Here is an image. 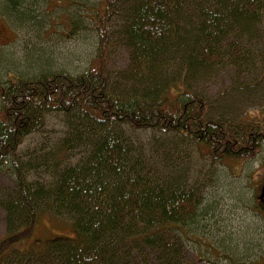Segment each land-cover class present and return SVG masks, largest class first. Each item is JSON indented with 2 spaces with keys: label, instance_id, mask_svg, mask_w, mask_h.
Listing matches in <instances>:
<instances>
[{
  "label": "trees",
  "instance_id": "16d2710c",
  "mask_svg": "<svg viewBox=\"0 0 264 264\" xmlns=\"http://www.w3.org/2000/svg\"><path fill=\"white\" fill-rule=\"evenodd\" d=\"M83 5L89 7L96 35L86 70H53L42 60L35 74H9L0 85V167L10 166L14 180L12 190L0 191L6 221L0 264H183L172 234L184 235L196 223L197 197L150 175L112 128L125 124L178 132L215 159L248 160L263 153L264 160V119L233 123L210 117L211 104L189 82L226 59L238 74L252 72L258 64L252 50L264 22V0H98ZM31 9L28 0H0V14L14 24L32 20ZM120 13L132 86L118 94L110 88V23ZM54 111L75 115L73 122L82 119L90 138L84 140L79 132L76 139L90 147L82 162L57 167L53 185L46 188L27 179L17 151ZM59 156L64 161L66 150ZM258 205L264 217V200ZM45 212L71 219L76 237L27 245Z\"/></svg>",
  "mask_w": 264,
  "mask_h": 264
},
{
  "label": "rangeland",
  "instance_id": "374dc122",
  "mask_svg": "<svg viewBox=\"0 0 264 264\" xmlns=\"http://www.w3.org/2000/svg\"><path fill=\"white\" fill-rule=\"evenodd\" d=\"M97 2L86 0L80 5V0H28L33 19L22 21V25L0 14V85L6 84L9 74H35L36 64L42 60L49 61L53 70L73 74L86 70L95 55L96 35L89 7L83 4ZM73 20L80 26L71 25ZM123 25L121 13L110 23V88L118 94L132 86L127 78L130 48L121 33ZM258 35V46L252 50L258 64L252 72L238 74L226 59L209 68L204 78L189 80L193 91L211 104L208 116L233 123L264 119V22ZM74 117L59 111L47 113L44 127L20 145L17 153L29 181L49 188L58 169L84 160L90 147L83 142L90 138L89 126L82 119L73 122ZM112 129L128 141L150 175L197 197L196 223L184 235L172 234L173 244L181 248L183 264H264V217L258 205L264 200L263 153L248 160L215 159L203 145L178 132L132 129L125 124ZM79 132L84 137L80 142L76 139ZM61 149L66 150L64 161L59 156ZM13 187L11 167H0V191ZM5 233V211L0 206V236ZM57 237H76L72 221L45 212L26 244L39 245Z\"/></svg>",
  "mask_w": 264,
  "mask_h": 264
},
{
  "label": "water",
  "instance_id": "95a60500",
  "mask_svg": "<svg viewBox=\"0 0 264 264\" xmlns=\"http://www.w3.org/2000/svg\"><path fill=\"white\" fill-rule=\"evenodd\" d=\"M264 195V189L262 190V194H261V197Z\"/></svg>",
  "mask_w": 264,
  "mask_h": 264
}]
</instances>
